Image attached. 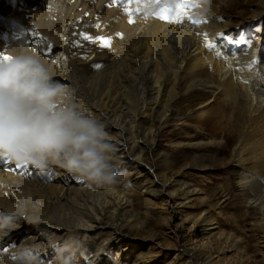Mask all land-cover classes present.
I'll return each instance as SVG.
<instances>
[{
	"label": "bare ground",
	"instance_id": "6f19581e",
	"mask_svg": "<svg viewBox=\"0 0 264 264\" xmlns=\"http://www.w3.org/2000/svg\"><path fill=\"white\" fill-rule=\"evenodd\" d=\"M36 1L42 4L45 0H32ZM61 1L72 10L73 16L67 27L58 29L57 34L32 27L18 30L9 16L12 0H0V25H12L10 37L22 41L24 49L36 53L49 65L54 79L68 89L66 105L104 124L108 140L115 148L110 154L114 168L126 165L137 169L143 164L156 138L179 117L180 111H188L192 118L204 121L210 128L209 137L211 134L222 137L227 116L228 126L233 122L244 125L246 119L264 121V48L262 51L250 49L244 33L234 42L212 10H189L192 19L206 22L194 25L185 18L182 24H176L158 19L154 15L157 8L151 0H132L130 5L119 0ZM177 2L162 0L173 8ZM125 7L133 10L134 23H129ZM137 8L139 12L135 11ZM50 15L47 14L45 20L50 19ZM55 24L51 21L48 27ZM95 24L100 27H92ZM80 32L93 38L112 37L111 47L101 48L99 42L83 41ZM117 33H122V37ZM4 34L6 30L0 26V51L9 55L10 46L16 44L6 42L8 45L4 47ZM75 40H80V46H73ZM96 64L101 67L97 69ZM185 99L189 100L187 104L179 107ZM221 101L230 108L216 113ZM249 131L237 128L233 138L236 149L242 145L237 154V165L241 169L237 171L236 186L243 196L244 207L259 215L257 223L264 228V138ZM251 146L263 157L245 170L242 153H249ZM15 164V161H10L9 165L0 162V212L17 215L16 226L6 235H0V264H18L12 257H17V240L27 228L38 230L27 241L35 247L42 244L49 250L55 244L50 238L52 235L68 236L77 264H118L112 251L124 237L131 235L137 216L127 191L109 184L83 181L64 169L66 177L70 178L65 182L61 179L59 183L60 173L41 178L47 170L40 171L30 164L15 170ZM11 169L16 172L11 173ZM138 169L134 180L144 175L140 167ZM169 181L157 180L143 191L159 196L168 190V200H177L178 195L170 190L173 181ZM184 185L187 194L194 192L189 183ZM31 188L44 192L42 196L49 209L44 210L42 203L33 202ZM33 218L37 224L30 222ZM198 232L205 233L193 229L188 239L193 240ZM210 245L201 242L198 249L192 250L181 247L180 253H187L185 262L189 264H226L215 261L212 256L215 248ZM231 248L228 246L227 250ZM225 249L222 247V252ZM248 255L255 261L253 254ZM238 259L233 258L231 264H253V261Z\"/></svg>",
	"mask_w": 264,
	"mask_h": 264
},
{
	"label": "rangeland",
	"instance_id": "374dc122",
	"mask_svg": "<svg viewBox=\"0 0 264 264\" xmlns=\"http://www.w3.org/2000/svg\"><path fill=\"white\" fill-rule=\"evenodd\" d=\"M195 2L199 4V7L191 8L192 11L195 9L204 11L207 8L215 12L218 16L217 21L223 27H227L226 31L233 37L234 42L244 33L249 48L262 51L264 48V0H195ZM9 5L12 7L9 16L14 19L16 28L21 31L32 27L39 28L48 34H57L58 29L67 27L73 16L72 10L61 0H45L42 4L38 1L33 3L32 0H25L23 3L20 0H12ZM47 14H51L52 17V19L51 17L46 19L48 22L45 20ZM51 21L57 25L48 27ZM0 26L6 30V34L2 37L4 47L8 45L6 42L24 45L22 41L10 37L12 25ZM65 97L61 99L63 104L66 102ZM188 101L185 99L179 107L187 104ZM220 103L221 105L216 106V113L219 109L230 108L223 101ZM180 112L179 117L173 119L167 129L156 138L152 151L147 152L146 160L139 166L144 175L134 180L133 177L137 175L139 167L135 169V166L121 165L116 168L123 175L109 185L129 193L137 216L133 221L135 225L131 235L119 242L112 251L113 257H117L118 264H189L185 262L187 253L182 255L180 253L181 247L189 250L198 249L201 242H208L209 245L211 244L210 247L216 250L213 251L212 256L218 263L221 261L231 264L233 258L238 261L239 257L244 262L253 261L252 256L248 255L253 254V257L255 256L253 264H264V228L257 223L259 215L253 214L244 207L243 196L236 186L239 179L237 171L241 169L237 165L239 160L237 154L241 152L242 145L237 149L233 145L237 128L244 131L250 130L249 132L256 137L264 138V121L246 119L243 122L244 125L233 122L232 125L237 128L232 129V125H227L229 118L227 116L226 129L222 130V137L221 134L219 136L211 134L212 137H209V127L204 121L199 117L192 118L193 115L188 114V111ZM183 121L185 123L178 124ZM142 143L145 145L144 142ZM242 155V168L245 170H249L263 157L262 153L253 149L252 146L249 153L244 152ZM150 166H153L152 170ZM45 170L47 173L41 178H49L57 173H60L59 183L61 179L65 182L70 178L66 177L60 167L50 166ZM10 172L16 171L11 169ZM157 180L173 181L170 190H174V194L178 195L177 200H168V190L164 192V195L159 196L143 191L146 186ZM185 183H189L194 192L187 194ZM29 192L34 203H39L38 205L42 203L40 205L42 209H49L48 203L42 196L43 191H34L31 188ZM67 209L69 210L68 207ZM27 229L17 240L16 253L20 248H30L35 256L40 252L44 253L36 257L37 264H61L62 258L57 256L56 249L67 248L68 252H65V256L72 255V264H77L68 236L52 235L50 238L55 244L51 245L49 250L44 249L42 244L38 247L30 244L27 239L38 230L37 228ZM193 229L195 232L204 230L205 233L198 232L193 240L188 239L187 235L193 232ZM228 246L233 248L227 250ZM222 247L226 248L224 252ZM15 259L17 260V257ZM12 260L16 261L13 258Z\"/></svg>",
	"mask_w": 264,
	"mask_h": 264
},
{
	"label": "clouds",
	"instance_id": "9594fccd",
	"mask_svg": "<svg viewBox=\"0 0 264 264\" xmlns=\"http://www.w3.org/2000/svg\"><path fill=\"white\" fill-rule=\"evenodd\" d=\"M10 61L0 63V154L38 170L50 166L97 185L111 184L123 173L113 167L115 151L104 124L61 103L68 94L49 65L20 45L10 48ZM17 222L16 214L0 212V235ZM31 223L37 224L33 218ZM61 264H72L67 248L56 249ZM18 264H37L30 248H20Z\"/></svg>",
	"mask_w": 264,
	"mask_h": 264
},
{
	"label": "snow or ice",
	"instance_id": "6c2138e0",
	"mask_svg": "<svg viewBox=\"0 0 264 264\" xmlns=\"http://www.w3.org/2000/svg\"><path fill=\"white\" fill-rule=\"evenodd\" d=\"M120 3H127L131 4L132 0H119ZM152 3L155 4L157 11L154 13V15L168 23H176V24H182L187 18L192 24L197 25L201 22H206V21H200V20H195L192 19V16L190 14V9L199 7V4L195 2V0H178L176 3L175 7H170L169 5L163 4L162 0H151ZM124 11L129 15V23H134V20L132 19L133 15V10L130 7H125ZM136 12H139V8L135 10ZM92 27L99 28V24H95ZM23 33H21L22 35ZM35 34V33H34ZM80 37L83 41H88L90 43H97L99 42V45L101 48H109L111 47V42H112V37H104V36H97L93 38L91 35L85 33V32H80ZM117 36L122 37V33H117ZM205 39L207 40V34H205ZM73 46H80V40H75L73 42ZM206 47H213L211 44H206ZM48 52H51V46L48 48ZM219 55V54H218ZM12 57L10 55L5 54L3 51H0V63L10 61ZM97 69L101 67L100 64L94 65ZM12 161L7 155L0 154V162H3L5 165H9V162ZM29 164L27 163H16L13 168L15 170H20L23 168H27ZM6 251V249H5ZM13 259L16 257L13 256Z\"/></svg>",
	"mask_w": 264,
	"mask_h": 264
}]
</instances>
